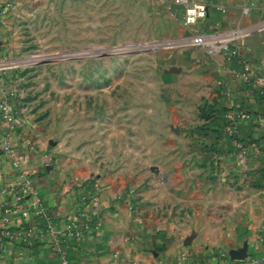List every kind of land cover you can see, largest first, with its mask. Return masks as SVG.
<instances>
[{
    "label": "crops",
    "instance_id": "0c3cea01",
    "mask_svg": "<svg viewBox=\"0 0 264 264\" xmlns=\"http://www.w3.org/2000/svg\"><path fill=\"white\" fill-rule=\"evenodd\" d=\"M28 1L0 0V59L26 12L41 7ZM197 1L208 15L184 23L186 48L164 67L165 129L145 128L140 107L130 134L121 126L85 134L82 117L61 107L62 119L75 114L73 129L45 131L4 69L0 99L10 96L18 123L9 133L0 118V264H264V129L243 123L233 138L223 112H264V0ZM234 30L243 34L232 58L200 39L217 34L223 43ZM27 177L46 218H24L11 205ZM87 216L99 218L96 231Z\"/></svg>",
    "mask_w": 264,
    "mask_h": 264
},
{
    "label": "rangeland",
    "instance_id": "374dc122",
    "mask_svg": "<svg viewBox=\"0 0 264 264\" xmlns=\"http://www.w3.org/2000/svg\"><path fill=\"white\" fill-rule=\"evenodd\" d=\"M31 1L41 7L18 23L13 51L0 59V77L10 71L17 102L38 113L45 131L73 129L75 114L62 119L61 107L82 117L85 134L92 126L101 137L115 126L130 134L131 112L140 107L145 128H167L164 67L189 40L180 0ZM119 114L129 116L128 124Z\"/></svg>",
    "mask_w": 264,
    "mask_h": 264
},
{
    "label": "built area",
    "instance_id": "2783aa9c",
    "mask_svg": "<svg viewBox=\"0 0 264 264\" xmlns=\"http://www.w3.org/2000/svg\"><path fill=\"white\" fill-rule=\"evenodd\" d=\"M180 3L184 7L185 21L188 25H196L208 15V5L206 2H200L197 0H180ZM243 32L234 30L231 32L229 39L226 42L220 43L217 34L211 36L202 35L203 38H212V43L209 45V51L211 54L227 53L229 57L237 55L236 51H231V42L241 37ZM244 70L246 73L250 71V65L247 62H243ZM225 117L228 122L227 131L233 138L237 135L238 126L243 123H254L259 124L264 129V115L253 114L247 110H243L236 106H230L225 112ZM0 118L2 119L5 126L8 128L9 133L13 132L18 123V118L15 111L12 109L10 104V96L4 95L0 99ZM3 149L10 151L11 147L9 144H4ZM264 149V146H263ZM11 205L20 210L21 215L24 218L35 217H48V212L43 205L42 198L36 187L35 180L32 177H27L19 186H15L12 189V203ZM86 218L85 227L89 228L88 225L91 221ZM94 219V218H93ZM99 228V218L94 219V226L91 230L96 231ZM81 231L78 235H81Z\"/></svg>",
    "mask_w": 264,
    "mask_h": 264
},
{
    "label": "trees",
    "instance_id": "16d2710c",
    "mask_svg": "<svg viewBox=\"0 0 264 264\" xmlns=\"http://www.w3.org/2000/svg\"><path fill=\"white\" fill-rule=\"evenodd\" d=\"M237 136V135H236ZM236 136H235V138H236ZM91 222H94V219L93 220H91ZM164 247L162 246V247H158L157 249H159V250H162Z\"/></svg>",
    "mask_w": 264,
    "mask_h": 264
}]
</instances>
